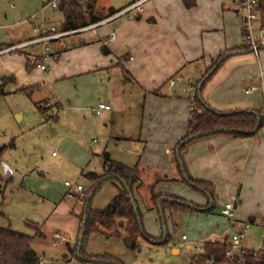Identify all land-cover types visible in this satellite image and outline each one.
<instances>
[{"label": "rangeland", "instance_id": "obj_1", "mask_svg": "<svg viewBox=\"0 0 264 264\" xmlns=\"http://www.w3.org/2000/svg\"><path fill=\"white\" fill-rule=\"evenodd\" d=\"M109 2L119 8L124 0ZM59 16L58 11L44 8L40 0H0V43L5 38L23 40L32 34L33 27H42L44 20L59 26L55 20ZM85 36L92 37L91 34ZM49 48L53 51L54 44H49ZM42 49L40 45L34 48L40 52ZM19 51L30 52V48ZM252 55L256 61L261 60L264 50L259 51V59ZM62 67L63 63L59 68ZM39 71L34 68L29 78H23L16 60L7 56L0 60V77L10 73L16 78V82L4 86L5 95L0 96V147H6L0 156V227L32 237L31 248L41 264H114L99 262L95 260L97 257L110 258L117 264H189L191 257L200 253L203 242L224 239L228 240L230 251L227 264H238L235 257L242 253L241 249L237 252L238 247L254 253L264 251V207L259 209L263 212L262 224L247 225L240 243L235 249L230 247L237 228L232 229L226 217L218 214L220 207L229 200L225 193L214 200L215 206L209 214L166 212L165 227L170 238L166 244L158 245L156 242L162 241L160 231L163 230L160 219L155 212L144 210L155 209L150 195L155 183L162 180L153 188L157 196H173L192 204H204L207 200L182 181L171 179L174 178L175 156H165L159 145L176 133L171 105L155 96L147 99L134 82L129 83L131 77H125L119 68L120 76L111 75L109 85L115 94L114 106L124 109L107 119V112L96 116L92 114V106L77 105L75 100H79L73 97L72 79L41 84L39 90L31 93L23 91L35 86L42 75ZM197 73H188L181 84L174 87L173 92L181 93V102L192 96L193 87L190 86L200 78ZM97 85L96 107L99 102H108L101 91L104 82L99 79ZM37 105L45 108V114H41ZM103 151L109 153L111 161L130 168L137 165L141 186L135 192V200L141 209L144 231L152 239L139 238L138 250L132 252L123 243L124 233L121 237L91 233L83 244L84 260H79L74 244L80 227L78 212L82 209V198L76 187L86 192L90 185L85 178L87 174L103 176ZM252 168L250 175L254 174V166ZM120 190L121 185L116 180L101 182L90 200V208L104 209ZM54 233L58 239L53 237ZM182 236L186 238L184 241ZM172 245L178 247L180 253L176 248H172L171 253Z\"/></svg>", "mask_w": 264, "mask_h": 264}, {"label": "crops", "instance_id": "obj_2", "mask_svg": "<svg viewBox=\"0 0 264 264\" xmlns=\"http://www.w3.org/2000/svg\"><path fill=\"white\" fill-rule=\"evenodd\" d=\"M137 1L143 2L132 12L131 18L122 16L92 31L46 43L44 46L48 47L49 44H54V50L48 53V58L42 57L44 50L42 43L24 46L30 48V52L19 51L24 47L16 48L35 37L44 35L40 30L41 27H33L32 34L21 41H8L5 38L1 43L10 46L0 52V60L6 56L16 60L22 77L29 78L34 68L27 71V62L34 63L39 58L38 65L43 64L46 71L35 67L42 72L40 79L34 84L38 86L37 90L41 84L72 79L75 85L73 97L79 100L75 102L78 106H83L82 108L92 106L94 115L97 108L95 98L99 93L97 80L100 79L104 82L101 91H104L108 102H99L98 105H107L110 110H102L96 116L107 112L108 114L105 115L107 119H112L114 114L121 113L124 107H115L113 104L115 94L111 92L110 77L111 75L116 77V74L120 76L118 71L120 67L115 65L121 57H126L121 63L131 77L129 83L134 82L147 99L155 96L158 100L171 105L170 113L173 115L172 121L176 133L159 145L165 156L172 154L175 156L177 153L175 146L187 132L193 106L192 97L197 82L220 54L245 46L241 22L237 14L241 0H194L195 5L191 9L185 8L181 0H124L119 8L111 6L109 0H96L93 15L104 20ZM43 7L45 8L44 5ZM59 14L61 16L55 19L59 22V26L55 22L51 24L49 20H44L41 25L47 24L56 27L59 31L63 21L62 14L60 12ZM91 24L94 23L88 25ZM256 27L264 28V0H259V21ZM100 31L107 34L102 35ZM110 33L115 35L113 41H108ZM89 34L92 35L91 38L85 36ZM38 45L43 48L41 52L34 50ZM252 53L246 51L231 55L206 82L201 90V97L208 107L222 113L256 110L264 117V58L256 61ZM254 56L259 59V54ZM62 63L63 67L59 68ZM67 65L73 66L66 68ZM194 71L198 72L196 76L200 78L196 80L194 86H190L193 87L192 96L181 102L179 100L182 98L181 93L178 90L173 92V89L181 84L180 81L184 80L188 73ZM2 75L0 80L3 77H12L11 82H16L13 74ZM168 82L169 86H166L165 92H162V88ZM250 88L254 89L253 92L245 94ZM55 117L57 118V113ZM143 142L146 143V139H143ZM103 153L107 152L103 151ZM181 158L188 176L194 180L213 184L214 200H219L225 193L229 199L227 201L235 204L234 219L230 220L226 217L230 227L237 228L235 233L244 229L246 231L247 225L262 224L263 212L259 209L264 207L263 135L256 133L245 138L217 135L200 139L188 144L182 151ZM253 166L254 174L250 175ZM102 171L101 167V173ZM172 177L174 178L171 179L176 182L181 181L176 158ZM140 186L141 179L140 185L134 189L135 198V192L140 190ZM206 204L207 200L204 204L195 205L204 209ZM222 208L223 206L219 209L220 216H223ZM144 210L157 214L152 208ZM81 211L80 208L78 213ZM194 213L209 214L203 211ZM250 218L253 222H249ZM162 232L163 230L160 231ZM158 236L160 234L156 237ZM172 248H176L180 253L178 247L174 245L171 246V253ZM239 249L241 252H249L243 247H238L237 252Z\"/></svg>", "mask_w": 264, "mask_h": 264}, {"label": "trees", "instance_id": "obj_3", "mask_svg": "<svg viewBox=\"0 0 264 264\" xmlns=\"http://www.w3.org/2000/svg\"><path fill=\"white\" fill-rule=\"evenodd\" d=\"M185 8L191 9L195 5L194 0H181ZM96 0H90L80 3L79 0H61L58 6V11L63 16L59 31H69L101 21L93 15V8ZM113 13V12H112ZM10 45L0 43V52L5 50ZM249 50L246 46H241L235 50L220 54L205 71V74L197 82L194 94L192 97V109L190 119L187 126V132L182 137L180 142L175 146L177 153L175 158L181 181L197 192L202 193L207 198V204L204 209L188 203L182 199L173 196L154 195L151 188V201L157 211L162 227L165 226V213H193L201 212L210 213L214 204V187L213 184L206 181L194 180L187 175L181 158V153L185 147L197 140L217 136L228 135L234 138H245L255 135L263 122V117L256 110H242L229 113H222L208 107L201 97V90L206 82L217 72L221 64L231 55ZM18 52V51H13ZM39 59V58H38ZM34 63L27 62L26 70L29 71L39 64V60ZM126 57H121L116 67H120L125 77H129L128 72L124 69L121 61H125ZM127 79V78H126ZM13 80L12 77H3L0 80V96H4V86ZM38 86L24 88L23 91L31 93ZM155 94V93H153ZM58 108V104H55ZM37 109L41 114H45L41 106L37 105ZM56 119V117H55ZM12 147V143L9 145ZM6 147H0V156ZM103 176L89 173L85 176L89 182L88 190L85 192L82 201V211L79 218V231L75 242L76 257L79 260H84L83 244L86 237L91 233H103L108 237H121L127 249L132 252L138 250V240L152 239L148 236L142 225V216L137 206L134 189L140 185V178L137 166L133 168L127 167L121 163L111 161L107 153L101 154ZM105 180H116L121 185L120 193L115 196L109 204L102 210H92L90 208V200L93 194L98 189L101 182ZM134 201V206L131 203ZM136 208V213L134 210ZM162 214V217L160 216ZM249 222H253L250 218ZM166 229V227H165ZM38 234V233H37ZM167 230L162 232V241H157L158 245L166 244L169 241ZM33 238L20 234L10 228L0 227V264H40L39 256L32 250L31 242ZM228 241L224 240L221 243L205 242L202 245L198 255L191 257L189 264H227L228 263ZM83 256V257H82ZM97 257V256H94ZM102 263L114 262L107 257H97L95 259ZM239 260L238 264H264V251L259 253L243 252L240 257H235ZM96 261V262H97Z\"/></svg>", "mask_w": 264, "mask_h": 264}, {"label": "built area", "instance_id": "obj_4", "mask_svg": "<svg viewBox=\"0 0 264 264\" xmlns=\"http://www.w3.org/2000/svg\"><path fill=\"white\" fill-rule=\"evenodd\" d=\"M40 1L45 7H49L52 10H56L58 9V6L61 0H40ZM87 1L89 0H79L80 3H84ZM142 2L143 1L134 2L129 7L122 9L109 17H106V19L104 20H101L94 24L87 25V26L81 27L79 29L71 30V31H57L56 27H50L47 24H44L40 29L44 35L35 37L31 39L29 42L25 43L24 45H21L16 48L29 46L33 44H40V43H42L44 46L46 45V43L54 41V40L64 39L72 35L84 33L86 31H92L122 16H128L129 18H131L132 12L138 6H140ZM237 14L241 22V32L243 35L245 46L250 51H252L255 55H258L259 51L264 50V28L256 27V23L259 21V0H241L237 8ZM36 30L37 29H34V31ZM114 39H115L114 33H110L108 41H113ZM49 52H50L49 47L44 46L42 57L45 58ZM37 67L44 72L46 71V67L43 64L37 65ZM253 90H254L253 88H250L245 91V94H249L253 92ZM102 110L108 111L110 110V107L104 104H99L95 110V114L98 115L100 111ZM257 133L264 136V117H263L262 125L260 126ZM65 186L70 187L68 183H65ZM76 192L80 193L81 198L84 197L85 191L82 187L77 186ZM234 212H235V204L231 202L225 203L221 210V214L230 220L234 219ZM244 233H245V229L239 233H235L231 237L230 247L235 249L236 247L235 245L240 243V240ZM53 237L55 239H58L59 236L56 233H54ZM182 239L184 240L185 236H182ZM229 254H230V251L228 250L227 255ZM40 264H41V261H40Z\"/></svg>", "mask_w": 264, "mask_h": 264}, {"label": "water", "instance_id": "obj_5", "mask_svg": "<svg viewBox=\"0 0 264 264\" xmlns=\"http://www.w3.org/2000/svg\"><path fill=\"white\" fill-rule=\"evenodd\" d=\"M246 52V51H245ZM247 52H251L250 50H247ZM236 54V53H235ZM177 151H178V149H177ZM87 185V184H86ZM131 203H132V205L134 206V201L131 199ZM134 210H135V213H136V208L134 207ZM160 216L162 217V214H160ZM165 226L163 227V232H164V236H165Z\"/></svg>", "mask_w": 264, "mask_h": 264}]
</instances>
